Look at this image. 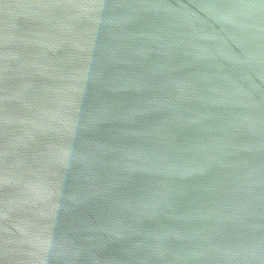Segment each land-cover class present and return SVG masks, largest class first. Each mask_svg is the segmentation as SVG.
Masks as SVG:
<instances>
[{
    "label": "water",
    "instance_id": "water-1",
    "mask_svg": "<svg viewBox=\"0 0 264 264\" xmlns=\"http://www.w3.org/2000/svg\"><path fill=\"white\" fill-rule=\"evenodd\" d=\"M0 264H264V0H0Z\"/></svg>",
    "mask_w": 264,
    "mask_h": 264
}]
</instances>
